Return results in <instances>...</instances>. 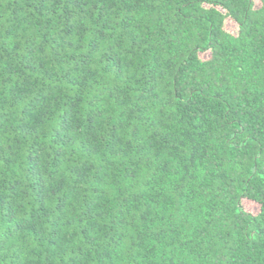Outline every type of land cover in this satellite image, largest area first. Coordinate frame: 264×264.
I'll return each mask as SVG.
<instances>
[{
  "label": "trees",
  "instance_id": "1",
  "mask_svg": "<svg viewBox=\"0 0 264 264\" xmlns=\"http://www.w3.org/2000/svg\"><path fill=\"white\" fill-rule=\"evenodd\" d=\"M259 2L0 0V264H264Z\"/></svg>",
  "mask_w": 264,
  "mask_h": 264
},
{
  "label": "rangeland",
  "instance_id": "2",
  "mask_svg": "<svg viewBox=\"0 0 264 264\" xmlns=\"http://www.w3.org/2000/svg\"><path fill=\"white\" fill-rule=\"evenodd\" d=\"M254 1L256 3V7H260L261 3L259 2V0H254ZM227 28L232 32H234L236 30V26L230 21L227 23ZM251 210H252V208H251ZM253 211H254V208H253Z\"/></svg>",
  "mask_w": 264,
  "mask_h": 264
},
{
  "label": "snow or ice",
  "instance_id": "3",
  "mask_svg": "<svg viewBox=\"0 0 264 264\" xmlns=\"http://www.w3.org/2000/svg\"><path fill=\"white\" fill-rule=\"evenodd\" d=\"M262 3H264V0H262Z\"/></svg>",
  "mask_w": 264,
  "mask_h": 264
}]
</instances>
